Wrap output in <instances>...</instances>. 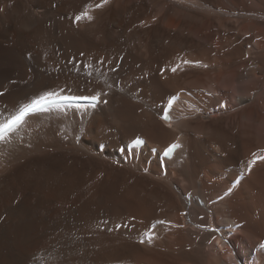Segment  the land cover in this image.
<instances>
[{
    "label": "bare ground",
    "instance_id": "obj_1",
    "mask_svg": "<svg viewBox=\"0 0 264 264\" xmlns=\"http://www.w3.org/2000/svg\"><path fill=\"white\" fill-rule=\"evenodd\" d=\"M100 3L0 0V117L99 97L0 142V264H264V0Z\"/></svg>",
    "mask_w": 264,
    "mask_h": 264
},
{
    "label": "snow or ice",
    "instance_id": "obj_2",
    "mask_svg": "<svg viewBox=\"0 0 264 264\" xmlns=\"http://www.w3.org/2000/svg\"><path fill=\"white\" fill-rule=\"evenodd\" d=\"M108 0H101L100 4L95 5L96 8L103 7L104 4H106ZM81 12L80 14L75 16L74 22H80L81 20L87 19L92 20L93 17L89 14L88 10ZM173 72L176 71L175 68L172 69ZM63 91V90H61ZM53 97L56 99H63L65 101L68 100H92L97 101L99 100V97L96 95L90 96V97H77V96H59L57 92L54 91H48L44 92L43 94H40L36 97H33L30 102L22 104L18 107V109L8 117H0V142L5 141L9 138L11 133L16 132L23 124L26 123V118L30 116V114L38 113V112H47L50 110L52 106H55V101L53 100ZM178 99L177 96H172L169 98L166 108L163 110L164 115L162 116V119L165 121H169L171 119L170 116V110L173 107L174 102ZM92 107H95V104L91 105ZM76 107H83L81 105H76ZM134 143H141L139 139L134 141ZM179 144H172L170 145L164 152L165 156L171 155L174 149L179 148ZM253 159L248 162V171L250 172L252 169V165L256 163L257 160H264V156H257L255 153H253ZM231 191V189H229ZM227 195V193H226ZM158 223H163V221H159ZM151 240V237L149 236V242ZM143 243V241H141ZM260 248L264 249V243L260 244Z\"/></svg>",
    "mask_w": 264,
    "mask_h": 264
}]
</instances>
